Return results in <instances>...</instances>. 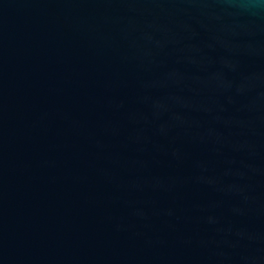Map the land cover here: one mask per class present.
Instances as JSON below:
<instances>
[{
    "label": "water",
    "instance_id": "water-1",
    "mask_svg": "<svg viewBox=\"0 0 264 264\" xmlns=\"http://www.w3.org/2000/svg\"><path fill=\"white\" fill-rule=\"evenodd\" d=\"M0 264H264V0H0Z\"/></svg>",
    "mask_w": 264,
    "mask_h": 264
}]
</instances>
